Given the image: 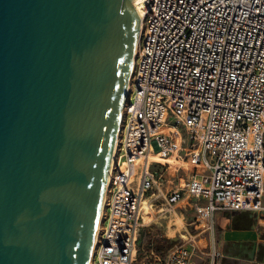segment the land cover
Instances as JSON below:
<instances>
[{"label":"built area","instance_id":"1","mask_svg":"<svg viewBox=\"0 0 264 264\" xmlns=\"http://www.w3.org/2000/svg\"><path fill=\"white\" fill-rule=\"evenodd\" d=\"M140 22L89 264H218L217 212L264 211V0H143ZM153 211L195 231L157 247Z\"/></svg>","mask_w":264,"mask_h":264},{"label":"water","instance_id":"2","mask_svg":"<svg viewBox=\"0 0 264 264\" xmlns=\"http://www.w3.org/2000/svg\"><path fill=\"white\" fill-rule=\"evenodd\" d=\"M140 0H0V264H89Z\"/></svg>","mask_w":264,"mask_h":264},{"label":"crops","instance_id":"3","mask_svg":"<svg viewBox=\"0 0 264 264\" xmlns=\"http://www.w3.org/2000/svg\"><path fill=\"white\" fill-rule=\"evenodd\" d=\"M216 230L221 249L218 264H264V211L220 210Z\"/></svg>","mask_w":264,"mask_h":264},{"label":"rangeland","instance_id":"4","mask_svg":"<svg viewBox=\"0 0 264 264\" xmlns=\"http://www.w3.org/2000/svg\"><path fill=\"white\" fill-rule=\"evenodd\" d=\"M152 223L145 227L142 233L144 239L153 240L157 247L170 248L174 245H178L183 242L180 232L184 231V228L188 227L190 231H195L193 226L189 225L191 215H186L184 219L176 217L171 218L170 215H161L153 211ZM150 217L147 219L149 220Z\"/></svg>","mask_w":264,"mask_h":264},{"label":"bare ground","instance_id":"5","mask_svg":"<svg viewBox=\"0 0 264 264\" xmlns=\"http://www.w3.org/2000/svg\"><path fill=\"white\" fill-rule=\"evenodd\" d=\"M142 1H143V0H140V1H139L138 11H137L139 17H140V15H141ZM133 66H134V58H133L132 65H131L130 75H131V72H132V70H133ZM130 82H131V79L129 78L128 86H127V91H128V92H129L130 85H131ZM126 98H127V95H126ZM122 115H123V112H122ZM121 120H122V119H121ZM120 124H121V123H120ZM119 131H120V127H119ZM117 139H118V136H117ZM116 147H117V143H116L115 148H114V150H113V154H112V158H111V164H110V171H111L112 167L114 166L115 154H116ZM108 184H109V179L107 180V186H106V190H105V194H104L103 202H104V200H105V198H106V195H107V187H108ZM143 209L146 211V213H148L149 207H148L147 203H144ZM102 210H103V204H102V209H101V211H102ZM145 218H146V220H147V219L149 218V216H148V215H145ZM101 220H102V217H101V214H100V219H99V223H98L97 231H96L95 238H94L92 254H93V250H94V245H95L96 240H97V236H98V232H99V228H100ZM92 254H91V257H92ZM90 259H91V258H90ZM89 262H90V261H89Z\"/></svg>","mask_w":264,"mask_h":264}]
</instances>
